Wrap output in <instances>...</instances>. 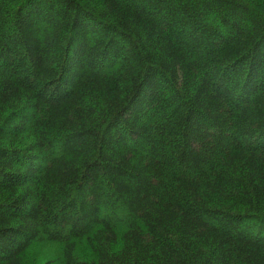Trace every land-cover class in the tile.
<instances>
[{"label":"trees","instance_id":"16d2710c","mask_svg":"<svg viewBox=\"0 0 264 264\" xmlns=\"http://www.w3.org/2000/svg\"><path fill=\"white\" fill-rule=\"evenodd\" d=\"M39 248L264 264V0H0V264Z\"/></svg>","mask_w":264,"mask_h":264},{"label":"rangeland","instance_id":"374dc122","mask_svg":"<svg viewBox=\"0 0 264 264\" xmlns=\"http://www.w3.org/2000/svg\"><path fill=\"white\" fill-rule=\"evenodd\" d=\"M55 253H54V256H52L53 255L52 251L47 250V248L46 249L39 248L37 252H33L32 254L30 253L28 264H46L47 262H50V263L53 262L52 264H54L55 262L54 260L57 259V256H55ZM58 259H59V256H58Z\"/></svg>","mask_w":264,"mask_h":264}]
</instances>
